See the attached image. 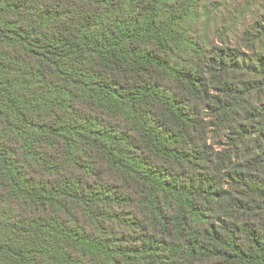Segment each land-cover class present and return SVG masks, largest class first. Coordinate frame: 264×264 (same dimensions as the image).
I'll use <instances>...</instances> for the list:
<instances>
[{"label":"trees","instance_id":"trees-1","mask_svg":"<svg viewBox=\"0 0 264 264\" xmlns=\"http://www.w3.org/2000/svg\"><path fill=\"white\" fill-rule=\"evenodd\" d=\"M0 264H264V0H0Z\"/></svg>","mask_w":264,"mask_h":264}]
</instances>
